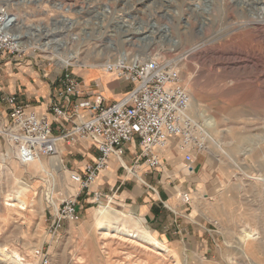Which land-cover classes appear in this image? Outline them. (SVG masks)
Instances as JSON below:
<instances>
[{"label":"rangeland","instance_id":"rangeland-1","mask_svg":"<svg viewBox=\"0 0 264 264\" xmlns=\"http://www.w3.org/2000/svg\"><path fill=\"white\" fill-rule=\"evenodd\" d=\"M62 4L70 12L58 10ZM0 7L25 20L26 33L36 35L38 27L59 32V39L66 43L61 56L78 53L81 62L88 63L65 67L56 58L48 59L38 46L45 41L41 33L44 38L36 45L33 41L38 49L18 63L13 61L15 69L20 63L30 66L31 80L39 74L49 81L68 70L80 81L95 76L91 84L101 82L105 87L107 80L116 81L101 67L108 60L159 54L177 61L192 96V113L210 123L218 144L196 159L194 166L201 165V171L191 178L184 177L188 172L182 154L173 150L171 158H166V175L177 176L176 185L189 181L194 186L191 205L186 206L190 210L166 241L144 222L143 230L169 250L162 255L130 241L102 238L95 209L111 205L127 218L134 214L115 191L107 189L102 190L108 195L101 203L81 194V220L66 224L58 240L46 243L50 201L57 205L62 196L75 193L69 172L82 169L79 161L87 158L68 149L61 153L64 174L51 169L54 158L41 159L53 177L33 174L24 169L26 165L0 133V245L30 248L36 264L40 260L35 251L41 248L50 264H264V0H0ZM62 17L73 23L63 24ZM128 24L141 26L147 31L144 36L152 30L151 40L139 43L135 29L125 27ZM153 25L157 28L151 29ZM200 44L199 50L183 56ZM9 125L0 119L1 130ZM24 185L31 187L30 204L7 210L8 196ZM246 233L255 239H248ZM2 264L11 263L3 258Z\"/></svg>","mask_w":264,"mask_h":264},{"label":"built area","instance_id":"built-area-1","mask_svg":"<svg viewBox=\"0 0 264 264\" xmlns=\"http://www.w3.org/2000/svg\"><path fill=\"white\" fill-rule=\"evenodd\" d=\"M37 49L22 45L11 30L7 13L0 11V66L18 63ZM102 69L132 86L122 100L106 103L100 83L84 88L82 81L68 70L59 75L46 115L24 103L15 93L0 94V107L5 108L10 123L1 134L21 163L53 159L61 150L74 147H89L98 152L92 164L69 172L75 193L62 196L57 205L50 201L46 243L58 240L66 224L81 220L78 210L81 194L91 195L94 203L104 201L102 192L91 188L113 157L128 174L141 180L138 168L145 165L150 172L159 171L166 149L181 153L184 168L192 175L196 155L218 148L210 123L192 113V96L183 84L177 61L159 54L114 58L103 63ZM134 143L139 153L133 164L127 166L123 160L126 146ZM182 199L190 204L192 193H183ZM35 255L40 264H50L44 248L36 250Z\"/></svg>","mask_w":264,"mask_h":264},{"label":"crops","instance_id":"crops-1","mask_svg":"<svg viewBox=\"0 0 264 264\" xmlns=\"http://www.w3.org/2000/svg\"><path fill=\"white\" fill-rule=\"evenodd\" d=\"M6 62V61H5ZM13 63L7 62L0 66V94L15 93L19 98L37 110L41 114H48L47 110L53 101V95L57 88L58 78H53L45 81L39 74L33 76L31 80L28 76L33 74L32 69L20 63L17 68H13ZM5 68V69H4ZM13 68V69H12ZM16 70L17 72H13ZM4 72H6L4 74ZM82 81L83 87H89L91 81L96 79L95 76H84ZM99 80V78H98ZM100 81V80H99ZM107 86H103L101 82V94L106 103L111 104L118 102L120 97L128 91L124 87L127 83L123 81H108ZM3 118L9 121L6 117L4 107H0V119ZM73 154V150L83 158L79 163L84 166L92 164L98 156V152L89 147H74L66 150ZM64 150L63 152H67ZM179 153L176 149H166L162 153L163 167L157 172H150L145 165L138 168L141 180L128 174L123 168L117 158L113 157L107 169L102 173L100 180L95 184L91 191H105L114 192L117 198L129 207L135 215L143 218L150 230L158 237H162L165 241L168 239L170 231L176 227H180L185 219L186 213L190 210L182 199L183 193L190 191L193 194L194 184H189V181H183L176 185L178 177L166 175L165 162L170 159L172 152ZM62 152V154H63ZM139 153V147L136 143L126 146L124 155V162L127 166H131L135 160V156ZM205 157L204 154H197L196 159ZM170 157V158H169ZM184 160V157H183ZM184 166V165H183ZM201 166V165H200ZM199 165L194 166V174L185 175L186 178H191L196 172L201 171ZM78 170V169H77ZM185 170V168H184ZM186 171V170H185ZM187 173V171H186ZM104 195V193L102 192ZM108 195V194H107ZM107 195H104L105 198ZM113 198V197H111Z\"/></svg>","mask_w":264,"mask_h":264},{"label":"bare ground","instance_id":"bare-ground-1","mask_svg":"<svg viewBox=\"0 0 264 264\" xmlns=\"http://www.w3.org/2000/svg\"><path fill=\"white\" fill-rule=\"evenodd\" d=\"M57 9L64 11V12H70V10H71V8H65V6L63 4L59 5L57 7ZM4 10L7 13L8 18L11 17V19H12L10 21L12 23L11 24L12 32L18 37V39H20V41L24 47L27 46V48H31V49L35 48L34 45L39 43L40 40L42 38H44V36H45V38H44L45 41L42 44H39L38 46L40 47V49H42L43 52L48 53L47 54L48 59L54 60L56 58V59L60 60L65 67H67V66H88L87 62H84V63L81 62V60L78 56V53L68 55L65 58H63L61 56L59 51L61 48L66 47V43L63 42V40L59 39V35L56 34L59 32H56V33L53 31L50 32V30H48V29L45 31L44 30L42 31V29H40V27H38V29L35 30L37 32V33H35L36 35H33L32 33H26V32H24V30L28 29V24L25 22V20L20 19L18 16L11 14L7 8L6 9L4 8ZM0 11H2V7H0ZM263 11H264V9H263ZM263 14H264V12H263ZM62 18L63 19L61 20V22L63 24L67 23L68 25H71L73 23L71 21V19L68 17H62ZM124 22H127V21H124ZM67 24H65V25H67ZM132 25L128 24V25H125V27H128L130 29L132 28V30L135 29L134 31H135L136 35H139V37H136V39L139 43L147 41V40H151L152 37L150 34L153 33L152 30L149 31V34H147V35L145 34V36H144V33L147 31H144V29H142L141 26L137 27V29H136L135 27H131ZM156 28L157 27H155L154 25L151 26V29H156ZM163 30H165L164 32H168L169 28L167 26H164ZM41 33H44V36L42 38L39 35ZM35 36L38 37L37 40L32 38ZM28 37H31V38H29V40H27V41L26 40L22 41V39H24V38L28 39ZM133 39H130V40H133ZM34 40H35V43L33 45ZM138 42L135 43V46L138 45ZM201 47H202L201 44L196 45L195 47H193L190 50H188L187 52H185L183 54V56L184 55H191L194 52H196L197 50H199ZM101 67L103 68V65H101ZM210 122H212V120ZM0 133H2L1 129H0ZM62 152L63 151L61 150L60 154L54 158V160H53L54 162L51 163V165H50L51 169L57 173H61L60 175L65 173V170L63 167L64 166L63 165V159L61 157ZM24 166H25L24 169L27 168L26 171H28L30 173L38 174L39 172H43L46 175H48V177H53V175H50L48 173L47 166L42 160H37V161H34L32 163H29V164H24ZM30 192H31V187L24 185V187H22V189L20 191H17L15 195L10 194L8 196V199L6 200V202H7V204L5 205L6 209L9 211H12L13 210L12 208H14L15 206H17L18 208L28 206V204H30V203H28L30 201V199L28 197V194ZM50 199H51V193H50ZM10 201L16 202V204H12V203H10ZM110 203H114L113 198H110ZM94 213H95V216L97 219V225L102 230L100 235L102 236L103 239L118 238V239H121L124 241H130L133 244L140 245L141 247H145L146 249H149L151 251L152 250L157 251L159 253H162V255H163V253L164 254L169 253V250L166 248V246L161 241H159L151 233L143 230L145 221H144V219L139 218L135 214H131V216L129 218H127L122 212L117 211L111 205L110 206H100L98 209H95ZM246 236L248 239H255L253 237V235H251V234L246 233ZM143 245H145V246H143ZM0 256L2 257V259H0V264H2L3 258L9 259L11 264H36V258L34 257V251L31 253L30 248L29 249H27V248L18 249V248L12 247V246L0 245Z\"/></svg>","mask_w":264,"mask_h":264},{"label":"water","instance_id":"water-1","mask_svg":"<svg viewBox=\"0 0 264 264\" xmlns=\"http://www.w3.org/2000/svg\"><path fill=\"white\" fill-rule=\"evenodd\" d=\"M12 19L11 17L8 18V22H9V25H11L12 23L10 22Z\"/></svg>","mask_w":264,"mask_h":264}]
</instances>
